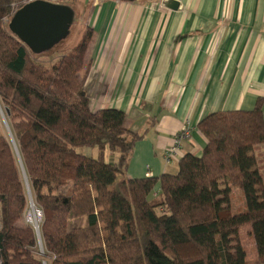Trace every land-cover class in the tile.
Returning <instances> with one entry per match:
<instances>
[{
	"label": "trees",
	"instance_id": "trees-1",
	"mask_svg": "<svg viewBox=\"0 0 264 264\" xmlns=\"http://www.w3.org/2000/svg\"><path fill=\"white\" fill-rule=\"evenodd\" d=\"M14 2L0 0V105L14 142L0 135V264H248L244 227L264 264V100L202 118L204 149L181 157L176 174L126 178L142 135L124 128L122 111L91 109L84 84L93 31L57 58L46 52L49 68L9 32ZM20 164L41 213L43 255L24 221ZM233 189L244 199L236 213ZM69 217L83 226L69 228Z\"/></svg>",
	"mask_w": 264,
	"mask_h": 264
},
{
	"label": "crops",
	"instance_id": "crops-1",
	"mask_svg": "<svg viewBox=\"0 0 264 264\" xmlns=\"http://www.w3.org/2000/svg\"><path fill=\"white\" fill-rule=\"evenodd\" d=\"M167 1L92 5L84 84L91 109L122 111L124 128L142 135L126 178L173 173L181 157L202 153V118L264 100V0H174L177 10ZM171 148L175 163L165 159ZM256 257L246 253L247 263L258 264Z\"/></svg>",
	"mask_w": 264,
	"mask_h": 264
},
{
	"label": "water",
	"instance_id": "water-1",
	"mask_svg": "<svg viewBox=\"0 0 264 264\" xmlns=\"http://www.w3.org/2000/svg\"><path fill=\"white\" fill-rule=\"evenodd\" d=\"M165 5L170 10H177L178 8V3L174 0L167 1ZM74 22L75 12L69 5L35 1L17 10L10 18L7 28L18 41L27 47L31 54L41 55L65 40L69 36ZM6 127L8 136L14 146L7 124ZM21 171L23 173L22 166ZM23 179L29 197V205H31V194L24 173ZM37 214L38 216L41 215L39 211H37ZM28 223H31L30 220H28ZM34 229L38 238L39 254L43 255L37 224H34Z\"/></svg>",
	"mask_w": 264,
	"mask_h": 264
},
{
	"label": "rangeland",
	"instance_id": "rangeland-1",
	"mask_svg": "<svg viewBox=\"0 0 264 264\" xmlns=\"http://www.w3.org/2000/svg\"><path fill=\"white\" fill-rule=\"evenodd\" d=\"M14 1H17V0H14ZM69 2H70L69 6H72V8L74 9V12H75V22L70 29L69 36L65 40H63L60 44H58L57 46H55L52 49L51 53L53 54V51L55 52V55H54L55 58L59 57V55L61 53H66V52L70 51L73 47H75L76 44L78 43V41L83 37L85 31L88 29V23H89L91 11H92L91 2L90 1L85 2V1H80V0H70ZM90 49L91 48H89L87 55H89ZM35 57H36L37 62L45 64L49 68L52 67V65L54 64L53 62H50V58L47 57L45 55V53L41 54V55H36ZM4 118H5L4 108L0 105V135L9 137L7 130H6L7 129V127H6L7 123L5 124L6 118H5V120H4ZM77 151L79 153H82V154L87 155V156H91L93 158H96L97 153H98L96 148L91 149V150L87 149V148H79ZM90 152H91V154H90ZM259 153L260 154L263 153L262 148L260 149V151H256V154H259ZM260 154H259V157H260ZM172 163H175V162L173 161ZM177 171H178V165H176V169L171 174H176ZM261 174L264 178V168L261 170ZM119 179H122V176L119 177ZM70 187H71V184H68L65 187L61 188L58 192L61 194H66L67 191L70 189ZM235 190H237V189H233V192H232V195L230 198L232 213H236V212L241 211L243 206H244V199H243L242 195L240 197V202L237 203V193L241 194V192L239 190L237 192H235ZM240 204H242L243 206L240 207L241 209H238V206ZM39 217L40 216H38L37 210L35 209L34 205H32V206L28 207V211L26 212V214L24 216V221L28 222V220H30L31 225H33V226H34V224L38 225L40 223ZM68 222H69V228L81 227L84 224V219L74 220V219L69 217ZM248 230H249V227H244L241 230L240 242H241V245L245 248L248 256H250L251 254L255 253V249H254L253 240L248 236Z\"/></svg>",
	"mask_w": 264,
	"mask_h": 264
},
{
	"label": "built area",
	"instance_id": "built-area-1",
	"mask_svg": "<svg viewBox=\"0 0 264 264\" xmlns=\"http://www.w3.org/2000/svg\"><path fill=\"white\" fill-rule=\"evenodd\" d=\"M35 1H46V2H51V3H55V4H65V5L67 2H69V0H17L14 3H12V5H11V11L12 12H11L10 18L13 16V14L17 10H19L20 8H22L23 6H25L29 3L35 2ZM80 1H85V2L90 1L91 4L94 6L98 3H100L102 0H80ZM163 4H164L163 2L160 3V5H162V6H163ZM10 18L8 20H4V21L8 24ZM185 135H186V131L185 130L181 131V133H179V135H177L175 138V144H177L178 141L182 137H184ZM173 152H174V148H171L169 151L166 152L165 158H166L167 162L173 161V159H174L173 158ZM39 216L41 217V215H39ZM40 217H39V219H40Z\"/></svg>",
	"mask_w": 264,
	"mask_h": 264
},
{
	"label": "bare ground",
	"instance_id": "bare-ground-1",
	"mask_svg": "<svg viewBox=\"0 0 264 264\" xmlns=\"http://www.w3.org/2000/svg\"><path fill=\"white\" fill-rule=\"evenodd\" d=\"M33 205V203H31V205L30 206H32ZM41 248H42V246H41Z\"/></svg>",
	"mask_w": 264,
	"mask_h": 264
}]
</instances>
